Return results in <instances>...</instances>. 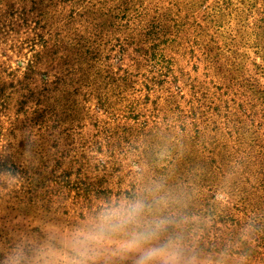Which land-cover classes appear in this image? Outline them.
<instances>
[{
    "label": "rangeland",
    "instance_id": "374dc122",
    "mask_svg": "<svg viewBox=\"0 0 264 264\" xmlns=\"http://www.w3.org/2000/svg\"><path fill=\"white\" fill-rule=\"evenodd\" d=\"M0 169V251L158 182L264 264V0H0Z\"/></svg>",
    "mask_w": 264,
    "mask_h": 264
},
{
    "label": "clouds",
    "instance_id": "9594fccd",
    "mask_svg": "<svg viewBox=\"0 0 264 264\" xmlns=\"http://www.w3.org/2000/svg\"><path fill=\"white\" fill-rule=\"evenodd\" d=\"M23 183L0 169V197ZM223 199V196H217ZM188 195L154 182L97 198L78 222L41 233L15 234L0 264H224L199 246Z\"/></svg>",
    "mask_w": 264,
    "mask_h": 264
}]
</instances>
